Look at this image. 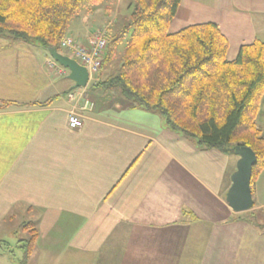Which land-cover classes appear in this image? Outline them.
Segmentation results:
<instances>
[{
	"label": "crops",
	"instance_id": "1",
	"mask_svg": "<svg viewBox=\"0 0 264 264\" xmlns=\"http://www.w3.org/2000/svg\"><path fill=\"white\" fill-rule=\"evenodd\" d=\"M121 3L81 11L67 32L85 46L98 29L116 32ZM207 22L233 60L242 45L264 42V0H181L169 32ZM50 60L38 45L0 37V101L12 102L0 110V221L35 224L27 264H264V232L233 219L225 202L238 156L201 148L158 114L96 88L107 66L73 88ZM70 113L79 128L68 126ZM256 124L264 135V95ZM251 191L264 217V169Z\"/></svg>",
	"mask_w": 264,
	"mask_h": 264
},
{
	"label": "trees",
	"instance_id": "2",
	"mask_svg": "<svg viewBox=\"0 0 264 264\" xmlns=\"http://www.w3.org/2000/svg\"><path fill=\"white\" fill-rule=\"evenodd\" d=\"M102 1L0 0V37L60 52L71 20ZM180 2L133 0L129 22L106 36L101 69L126 39L120 65L95 87L116 91L130 105L158 114L168 129L201 148L222 153L234 146L250 148L256 156L252 185L264 169V135L256 124L264 95V42L244 44L228 60V41L214 23L170 33ZM10 104L1 100L0 110ZM233 219L258 227L251 213ZM21 230L29 234L18 240L21 263L27 264L38 232L31 221L23 222Z\"/></svg>",
	"mask_w": 264,
	"mask_h": 264
},
{
	"label": "water",
	"instance_id": "3",
	"mask_svg": "<svg viewBox=\"0 0 264 264\" xmlns=\"http://www.w3.org/2000/svg\"><path fill=\"white\" fill-rule=\"evenodd\" d=\"M47 52L55 62L68 70L67 78L74 83L73 88L86 87L89 75L85 66L77 60L61 54L54 47H47ZM230 151L239 159L235 171L230 176L231 185L226 192L225 202L234 213L238 214L253 207L251 175L252 167L256 163V156L250 148L244 146H234Z\"/></svg>",
	"mask_w": 264,
	"mask_h": 264
},
{
	"label": "rangeland",
	"instance_id": "4",
	"mask_svg": "<svg viewBox=\"0 0 264 264\" xmlns=\"http://www.w3.org/2000/svg\"><path fill=\"white\" fill-rule=\"evenodd\" d=\"M132 3H133V0H122L121 6L119 9L120 16L118 17V23L112 25L113 29L125 26L129 22V15L132 10V5H131ZM112 18H113V15L109 16L108 14H106V16H103L101 18L102 19L101 23H104L105 25L109 21H111ZM71 25L72 24L70 22L69 27H71ZM98 30L106 31V29H98ZM71 32H73V34L71 33L70 35H69V32H67L66 34L67 37L73 39L76 36H78L75 33V31H71ZM82 33L84 36L87 35L86 31L85 32L82 31ZM125 41L126 39H123L121 42L118 43L115 55L111 63L107 66V69H109L112 72L115 71L120 65L121 54H122V51L125 45ZM60 53L70 54L69 51L65 49H61ZM92 79H95V77H93ZM243 213H246L247 215L251 213L253 218H255L254 220L256 224H258V228L264 232V217L258 209L254 208V204L250 210L243 212ZM22 223L23 221L20 218V216H16L13 219H11V217H6L5 220L2 219L0 221V264H22L21 261H22L23 253H22V250L18 246L19 245L18 240L27 239L29 237V234L27 231L21 230ZM18 224H19V227H18L19 230H16V232L11 235V232H10L11 228Z\"/></svg>",
	"mask_w": 264,
	"mask_h": 264
},
{
	"label": "built area",
	"instance_id": "5",
	"mask_svg": "<svg viewBox=\"0 0 264 264\" xmlns=\"http://www.w3.org/2000/svg\"><path fill=\"white\" fill-rule=\"evenodd\" d=\"M60 48L69 51L70 57L85 66L88 71L89 80H91L100 71L105 50L107 48L105 31L96 30L90 37L87 46L66 36L61 41ZM47 66L51 70L55 69L58 74L61 73V68L55 61L50 60L47 63ZM69 97L73 98L74 95L70 94ZM88 106L92 107L93 104L86 101L84 107ZM67 124L70 128L76 129L80 127L81 122L75 113H70L67 118Z\"/></svg>",
	"mask_w": 264,
	"mask_h": 264
}]
</instances>
